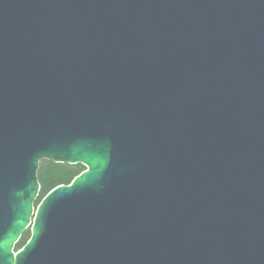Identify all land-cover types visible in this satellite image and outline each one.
I'll return each instance as SVG.
<instances>
[{"label":"water","instance_id":"1","mask_svg":"<svg viewBox=\"0 0 264 264\" xmlns=\"http://www.w3.org/2000/svg\"><path fill=\"white\" fill-rule=\"evenodd\" d=\"M0 264H264V0H0Z\"/></svg>","mask_w":264,"mask_h":264},{"label":"trees","instance_id":"2","mask_svg":"<svg viewBox=\"0 0 264 264\" xmlns=\"http://www.w3.org/2000/svg\"><path fill=\"white\" fill-rule=\"evenodd\" d=\"M84 169L79 166H69L65 164H55L49 161H42L39 164L37 172V179L40 184V200L48 191L58 185H67L73 178L79 175ZM29 237V233L26 232L22 235L18 248L24 245Z\"/></svg>","mask_w":264,"mask_h":264},{"label":"rangeland","instance_id":"3","mask_svg":"<svg viewBox=\"0 0 264 264\" xmlns=\"http://www.w3.org/2000/svg\"><path fill=\"white\" fill-rule=\"evenodd\" d=\"M84 169V168H83ZM41 189V188H40ZM41 193V192H40Z\"/></svg>","mask_w":264,"mask_h":264}]
</instances>
